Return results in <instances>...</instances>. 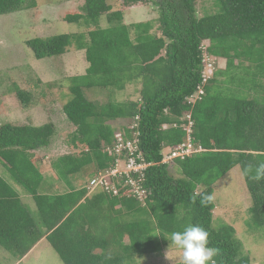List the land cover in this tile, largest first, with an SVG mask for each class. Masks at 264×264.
Here are the masks:
<instances>
[{"label":"trees","instance_id":"1","mask_svg":"<svg viewBox=\"0 0 264 264\" xmlns=\"http://www.w3.org/2000/svg\"><path fill=\"white\" fill-rule=\"evenodd\" d=\"M123 2L126 9L154 3L159 18L125 25L124 13L114 11L107 0H86L82 14L65 18L80 27H96L85 34L84 43L80 38L77 49L86 51L89 68L85 76L71 79L72 98L65 107L76 127L70 144L88 150L52 164L69 191L59 193L49 180V193H44L45 178L31 155L50 145L53 125L0 126V161L14 186L34 200L38 217L0 176V247L20 262L46 238L63 264H136L137 259L162 256L171 243L165 236L173 231L199 225L209 232V246L217 250L216 264H251L236 230L228 224L214 228L215 206L213 202L202 206L200 197L214 194L212 185L235 167L244 174L251 165L254 174L255 167L264 163V94L260 95L264 92V0H215L216 13L200 19L196 0ZM35 7V0H0V16ZM103 15L109 28L100 27ZM76 41V35H56L33 39L27 46L40 61L64 55ZM205 41L212 45L210 56L227 60L226 69L214 71L207 84L202 79ZM135 82L142 87L141 100L116 101V92ZM94 86L111 93L107 102L96 104L86 98L83 90ZM199 86L205 93L192 107L187 99ZM246 90L256 96L249 99ZM15 91L24 106L31 103L30 94L20 87ZM187 112L194 120V148L207 151L184 155L172 167L162 164L164 146L178 147L186 141L182 128L164 129V125H181ZM137 117L141 142L136 157L141 156L139 163L144 159L153 164L145 173L150 195L146 205L104 194L86 198L88 190L75 188L70 180L92 166L90 177L108 168L113 158L102 148L114 136L109 123ZM174 168L180 178L171 175ZM244 177L252 199L248 227L261 229L264 178ZM201 185L205 189L197 193Z\"/></svg>","mask_w":264,"mask_h":264},{"label":"rangeland","instance_id":"2","mask_svg":"<svg viewBox=\"0 0 264 264\" xmlns=\"http://www.w3.org/2000/svg\"><path fill=\"white\" fill-rule=\"evenodd\" d=\"M35 1V8L0 16V126L11 124L14 126L42 127L51 124L55 128L51 145L37 150L35 157H41V153L44 154V158L49 153L56 154L58 157L66 155L80 156L81 152L88 150V148L83 146L78 149L70 148L69 144L73 134L76 132V127L67 121L68 117L65 114V107L67 105L66 101L71 95L69 78L84 74L86 69L85 52L76 50L80 38L83 37L82 42L84 43L88 39L85 34L95 30L96 27H87L85 25L80 27L79 24L65 21L66 16L69 14H82L86 0ZM107 3L114 6V11L123 12L125 16L124 23L129 25L136 22H154L159 18V12L154 3L138 5L131 9H126L123 0H107ZM196 11L199 19L216 13L215 0H196ZM100 24L101 28L110 27L107 15L101 17ZM56 35H76L77 41L70 48L76 51L78 55L37 60L32 50L27 46V42L36 38L45 39ZM203 44L202 50H204L208 66H213L215 71L225 70L227 60H220V58L212 57L207 53V49L212 46L210 41H205ZM238 63L239 61H236L235 65L237 66ZM208 66H206V73L210 75ZM67 80H69V83ZM128 85H132V83ZM16 87H20V89L30 94L32 100L28 106H24L18 99L15 91ZM62 87H65V89ZM130 87V90L127 89L128 94L126 97L123 94H119L116 99L126 102L130 101V98L136 97L137 99H134L139 100L141 98L139 95L141 91L140 84L136 83ZM86 91L95 92L90 96L91 99H94L91 100L94 103L103 104L109 100L107 92H103L97 86L86 87L83 93L85 94ZM136 94L138 95L136 96ZM262 94L264 92L260 95ZM254 96L256 95L253 91H248L247 97L249 99ZM122 124L124 123H118L115 126L120 127ZM54 160H56L55 157H50L49 160H46L47 170L43 173L46 177L54 178V181L59 183V187L64 188L60 189L61 192L67 191L65 189L68 187L67 181L58 175H54L56 174L52 169ZM90 169L92 172L95 170L94 166ZM170 172L175 178L181 177V174L175 168L171 169ZM1 174L8 184L12 185L14 183L6 169H2ZM87 177L85 173H81L71 182L75 184L73 185L75 188L81 189L87 185L89 181L85 179ZM203 186L201 185L198 188L197 193L205 189ZM211 188L215 197L213 201L215 206L214 228L224 224L232 226L236 230V237L243 245L244 253L249 255L251 264H264V226L257 230H251L248 227L251 217L252 199L241 168L235 167L220 180L216 181ZM19 189L20 192L18 193L20 195L28 196L22 188ZM22 200L25 203L28 200L32 203L28 205L29 209L36 217V220H38L34 200L32 198H23ZM167 250L168 248L164 249L162 256L157 254L142 260L137 259L136 264H181L179 250L173 249L169 254V259H166L165 252ZM96 253H100V251ZM9 254L0 247V264H12L14 259ZM21 264H63V261L54 248L46 242L42 245L39 255H34Z\"/></svg>","mask_w":264,"mask_h":264},{"label":"clouds","instance_id":"3","mask_svg":"<svg viewBox=\"0 0 264 264\" xmlns=\"http://www.w3.org/2000/svg\"><path fill=\"white\" fill-rule=\"evenodd\" d=\"M79 51H84L86 53L85 50H79ZM202 52H203V59H204L203 60L204 61L203 62L204 70H203L202 79H203V84H207L208 83L207 81L214 74L215 68L211 65L208 66L209 64L206 63L207 58L204 55V50H202ZM207 53H208V49H207ZM59 57H61V56H59ZM51 58H54V57H51ZM220 60H222V59H220ZM206 66H208L210 68V70H209L210 75H208L206 73ZM226 66H227V64H226ZM205 80H206V82H205ZM200 89H202L201 86L198 87L197 93L195 95H193L191 98L187 99V102L192 107H194L196 105V103L199 100H201V97L205 93L204 90L202 89L203 94H200ZM129 120L130 119H128L127 122H130V123L125 122L120 127L114 128V130H115L114 136H113L112 142L110 144H108V147L114 146V144L116 142V135L118 132H120L121 129H126L127 134H128L129 127H131L134 123L138 124V127L135 130L136 134L137 133L140 134V132H139V120H140L139 117L132 119L130 121ZM181 122H182L181 125L180 124L164 125V129H168L171 127L178 128V126H179V128H182L186 132V137H185L186 141L184 142V144H181L178 147L164 146L163 150H162V156H163L162 164L170 165L172 167V163L174 160H176L178 158H183V156L171 158L172 154L182 152V150H183L184 155H185V154H187V151H189L187 149L188 145L191 144L193 146L192 134H193V127H194V120H193L192 113L191 112L184 113V117L181 118ZM128 124H129V126H128ZM140 138H141V135L139 136V144L141 142ZM165 150H166V153H165ZM193 150H194V152L190 153L188 156H190L194 153H202V152L207 151V150H203V148L201 146H199L197 149H195L193 146ZM108 155L109 154L107 153V156ZM143 161H144V159H143ZM144 163L146 165L147 164L150 165V167L153 165V164L145 162V161H144ZM150 167H148L145 170V173L148 172ZM109 169L106 168V169L100 170V171L105 172ZM100 171H98V173ZM244 174L249 175L251 178L256 179V180L264 178V163H259L255 167L254 174H253L252 166L251 165L246 166L244 169ZM90 181L85 186L86 189L88 188ZM87 195H88V193H87ZM86 198H88V197L86 196ZM214 198H215L214 194H205V195L200 197V202H201L202 206H206L208 204H211L214 201ZM165 237L171 242L168 250L165 252V258L166 259H169V254L173 251V249H175V250H179V252L181 254L180 255L181 264H216L214 257L217 255V250L215 248L209 246V232L206 229H204L202 226L187 225L184 227L183 231H173L170 235L165 236Z\"/></svg>","mask_w":264,"mask_h":264},{"label":"built area","instance_id":"4","mask_svg":"<svg viewBox=\"0 0 264 264\" xmlns=\"http://www.w3.org/2000/svg\"><path fill=\"white\" fill-rule=\"evenodd\" d=\"M206 82V80H205ZM200 94L203 90L200 89ZM137 123L129 127L131 135L127 134L126 129H121L116 135V142L113 147H107V153L115 159L113 166L105 171L99 172L90 181L88 186V195L104 194L111 198H134L146 205V200L150 196L147 192L145 170L150 167L143 163H139L141 156L136 157L139 146V136L136 134ZM187 154L193 153V146L188 145ZM184 156V152L173 153L171 158Z\"/></svg>","mask_w":264,"mask_h":264},{"label":"crops","instance_id":"5","mask_svg":"<svg viewBox=\"0 0 264 264\" xmlns=\"http://www.w3.org/2000/svg\"><path fill=\"white\" fill-rule=\"evenodd\" d=\"M125 25H129V24H126V23H124ZM101 25V24H100ZM101 27V26H100ZM102 28H104V27H102ZM105 29V28H104ZM75 50V49H74ZM77 50V49H76ZM81 52H83V51H81ZM77 52L76 51H73L71 48L69 49H67V53L66 54H64V55H62L61 57L62 58H65V57H69V56H73V55H78V54H76ZM85 55H86V53H85ZM54 58H56V57H54ZM61 58V59H62ZM85 67H86V69H85V72H84V74H82V75H79V76H77V77H82V76H85L86 75V72H87V69L89 68V64L86 62V64H85ZM83 73V72H82ZM74 78V77H73ZM73 78H69V80L71 81V79H73ZM76 78V77H75ZM69 80H67V82L69 83ZM134 84H136V82L135 83H132V85H128L127 87H126V89L124 90V91H121V92H116V95H115V99H116V97H117V95H119V94H123V96L124 97H126V95L128 94V90H130L131 89V87L130 86H134ZM70 85H71V83H70ZM140 87H141V85H140ZM128 89V90H127ZM142 89V87L140 88V90ZM126 90H127V93H126ZM103 92L104 91H106V90H102ZM107 92V94L109 93V95L111 94L109 91H106ZM95 92H91V91H86V93L84 94L85 96H86V98L88 99V97H90V96H92L93 94H94ZM138 94H136V96H137ZM140 96H141V92H140V94H139ZM71 98L72 97H69L68 98V100L66 101V103L68 102V101H70L71 100ZM137 99L136 97H132V98H130V101H140L141 100V98L139 99V100H135V99ZM89 101H91V100H94V99H91V97H90V99H88ZM116 101H118V99H116ZM92 102V101H91ZM118 102H121V101H118ZM94 103V102H93ZM96 104H98V103H96ZM67 116V115H66ZM67 121H69L68 120V118H67ZM70 122V121H69ZM125 122H127V120L126 119H120V120H117V121H113V122H110L109 124L113 127V128H116V124H118V123H125ZM71 123V122H70ZM72 124V123H71ZM75 126V125H74ZM108 144H110V143H103V151L106 153V155H107V150H106V148L108 147ZM51 145V144H50ZM69 146H70V148H73L74 149V147L71 145V144H69ZM76 149V148H75ZM37 151H33V152H31V155H32V157H35V153H36ZM31 157V158H32ZM50 157H55V159H58V158H60V157H58L56 154H53V153H49L48 154V156H45V158H44V154L43 153H41V157H35L36 158V165L38 166V168L42 171V173L45 171V170H47V167H46V160H49L50 159ZM115 163V159L113 158V160H112V164L108 167V169L109 168H111L112 166H113V164ZM1 165H3V166H1ZM2 169H6V167L4 166V164L0 161V176L1 177H3V175L1 174V170ZM7 170V169H6ZM83 173H85L88 177L87 178H85L86 180H91L94 176H92V177H90V175L93 173L92 171H91V169L90 168H87L85 171H83ZM96 173H98V172H95V174ZM55 176H56V174H54ZM43 176H44V183H43V185H44V193H46V194H48L49 192L47 191V184L49 183V180H53V184L55 185V187H54V189H58L59 191H60V189H62L63 187H59V183L58 182H56V181H54V178H51V177H46L45 175H44V173H43ZM79 176V175H78ZM75 179V178H74ZM73 180V179H72ZM71 181V180H70ZM88 181V182H89ZM83 182V181H82ZM75 185V184H74ZM12 186L13 187H15V189L18 191V192H20V189H19V187H17V186H14V183L12 184ZM64 189V188H63ZM65 189H67V191H60L59 193H66V192H68L69 191V188L68 187H66ZM77 189H80V188H77ZM20 195V194H19ZM20 198L21 199H23V198H26V199H30L29 198V196H24V195H20ZM23 201V200H22ZM25 203V202H24ZM27 203V205H30V204H32L31 202H29V200H28V202H26ZM35 205V204H34ZM35 209H36V207H35ZM37 210V209H36ZM118 210V209H117ZM37 212V211H36ZM46 242H48L47 241V239L46 238H44V239H42L41 241H40V243L39 244H37V246L23 259V261H25V260H29L32 256H34V255H39V253H41V247H42V245H44ZM49 243V242H48ZM50 244V243H49ZM23 261H21V262H17V261H13L12 262V264H21V263H23Z\"/></svg>","mask_w":264,"mask_h":264}]
</instances>
